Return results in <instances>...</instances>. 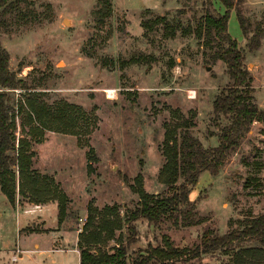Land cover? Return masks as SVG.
<instances>
[{"label":"rangeland","instance_id":"rangeland-1","mask_svg":"<svg viewBox=\"0 0 264 264\" xmlns=\"http://www.w3.org/2000/svg\"><path fill=\"white\" fill-rule=\"evenodd\" d=\"M242 1L247 34H242L234 10L229 12L228 32L244 54L254 101L264 109V0ZM110 2L112 13L102 25L95 21L97 0H26L3 17L0 27L9 70L34 92L33 97L48 105L75 106L76 135L45 130L39 142L31 143L32 169L52 177L67 198V215L58 227L70 243L83 228L89 206L101 210L116 205L123 219L137 206L138 196L131 189L137 175L148 193H168L159 179L166 125L189 119L192 134L204 147H213L218 144L216 134L228 122L223 116L215 120L212 110L214 98L229 83L225 64L213 59L220 44L181 29L164 38L160 28L145 32L141 27L142 19L163 15L181 28H194L203 14L201 1L186 6L183 0ZM212 8L224 12L218 0H212ZM256 30L261 32L259 47L251 50L247 42ZM139 57L137 63H123ZM28 94L17 87L10 95L17 103ZM16 124L19 135L20 116ZM18 198L17 208L30 207L22 230H49L58 202L33 204ZM189 199L195 202L191 223L174 227L166 219L157 225L135 222L137 238L128 248L130 256L144 252L149 244L162 245L163 236L175 246L192 249L205 229L223 234L239 228L249 213H264L262 123L251 125L217 175L207 171L199 175ZM45 204L55 205L56 216L35 208ZM0 214V264H56L33 251L29 238L23 243L14 211L2 202ZM128 233L124 223L104 250L111 252ZM41 240L49 242L46 236ZM67 242L64 245L70 246ZM56 255L57 264H78L76 253ZM203 258L202 264L227 259L218 253Z\"/></svg>","mask_w":264,"mask_h":264},{"label":"trees","instance_id":"trees-1","mask_svg":"<svg viewBox=\"0 0 264 264\" xmlns=\"http://www.w3.org/2000/svg\"><path fill=\"white\" fill-rule=\"evenodd\" d=\"M25 1L0 0V27L3 17ZM183 1L185 6L189 1H201L204 10L196 27L181 28L178 22H172L163 15L142 19L141 27L145 32L160 28L164 38L174 37L181 29L183 34L193 33L196 37L205 38L204 42L213 38L220 44L221 49L213 54V59L225 64L229 83L214 98L212 110L215 120L223 116L228 122L216 134L218 144L213 147H204L192 134L193 123L189 119L166 125L161 145L164 163L159 179L168 193H148L139 174L131 186L138 196V203L126 211L124 219L116 205H106L101 210L89 206L86 222L78 233L80 264H202L200 261L204 256L217 253L227 259L217 258L216 264H264V213H249L239 228L223 234L207 228L192 249L175 246L167 236H163L162 245L149 244L144 252L135 253L133 257L128 253L129 246L137 238L135 222L138 220L157 225L166 219L174 227L182 222L191 223L195 202L189 199V192L199 175L204 171L217 175L251 125L254 122L264 125V109H260L254 101L251 75L244 63V54L228 32L229 12L234 10L242 34H247V19L241 9L243 1L218 0L224 6L223 13L211 9L212 0ZM111 13L110 0H97L94 15L98 25H102ZM260 35L261 32L254 31L247 42L248 48L259 47ZM140 59L130 58L123 63H137ZM17 87L30 94L14 103L10 94ZM31 93L34 92H29V87L9 70V54L0 43V191L12 206L19 203L18 197L33 204L56 200L57 220L61 224L67 215V198L52 177L40 175L32 169L34 154L31 143L39 142L45 130L76 135L78 132L74 129L75 119L72 116L75 106L68 103L48 105ZM17 116H20L19 135L16 133ZM210 134L213 135L212 132ZM124 223L129 231L126 241L118 240L111 252L104 250L103 247L114 240L115 232L121 230Z\"/></svg>","mask_w":264,"mask_h":264},{"label":"crops","instance_id":"crops-1","mask_svg":"<svg viewBox=\"0 0 264 264\" xmlns=\"http://www.w3.org/2000/svg\"><path fill=\"white\" fill-rule=\"evenodd\" d=\"M0 202H2L4 205H8V207L14 211L15 213V219H16V224H17V229H18V234L20 236V233L22 232V228L25 224V221L27 220V208L29 209L30 207H24L23 209H19L17 208V205L12 206L8 200L6 199V197L4 196V194L0 191ZM41 208H39L40 212L44 213V215L47 213H50L52 216L55 215L56 216V208L55 205L53 204H45V205H41ZM54 216V217H55ZM2 219V214H0V221ZM61 226V224H58V220L56 218V220H52L50 221V225H49V230H47L48 227H45L44 229H46L47 231H40V232H36V231H31V232H25L23 231L21 239H24L25 243L27 241V239L29 238V240H31V248L32 250H38L39 255H45L46 258H50L51 259V263H56L55 257L54 255H56L58 257L59 254H63L65 255L67 252H73L77 254V260H78V264H80V255H79V249L77 246V241H78V235L74 234L73 240L70 243L69 240L68 243L67 242V238L65 237V232L63 229L59 230V227ZM41 235L39 239H37V236ZM30 236L32 237H36V238H32L30 239ZM46 236L49 239V242L47 244L42 242V237ZM65 242H67V244H69L70 246H66L64 244H66ZM61 243H63L61 245ZM18 248V247H17ZM16 252V251H15ZM19 253L21 254V250L19 249ZM56 253V254H55ZM21 255H19L18 257L20 258ZM62 257V256H61ZM16 257H12V259H14ZM204 259V258H203ZM202 259V261H203ZM204 263V262H202ZM217 263V261H216ZM215 263V264H216Z\"/></svg>","mask_w":264,"mask_h":264},{"label":"built area","instance_id":"built-area-1","mask_svg":"<svg viewBox=\"0 0 264 264\" xmlns=\"http://www.w3.org/2000/svg\"><path fill=\"white\" fill-rule=\"evenodd\" d=\"M40 206H41V205H37V206H35V208H41Z\"/></svg>","mask_w":264,"mask_h":264},{"label":"water","instance_id":"water-1","mask_svg":"<svg viewBox=\"0 0 264 264\" xmlns=\"http://www.w3.org/2000/svg\"><path fill=\"white\" fill-rule=\"evenodd\" d=\"M65 22H67V20H65ZM208 68V67H207Z\"/></svg>","mask_w":264,"mask_h":264}]
</instances>
